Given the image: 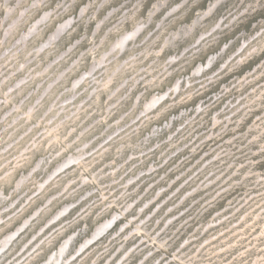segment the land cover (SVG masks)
Instances as JSON below:
<instances>
[{
	"label": "rangeland",
	"instance_id": "1",
	"mask_svg": "<svg viewBox=\"0 0 264 264\" xmlns=\"http://www.w3.org/2000/svg\"><path fill=\"white\" fill-rule=\"evenodd\" d=\"M0 264H264V0H0Z\"/></svg>",
	"mask_w": 264,
	"mask_h": 264
}]
</instances>
